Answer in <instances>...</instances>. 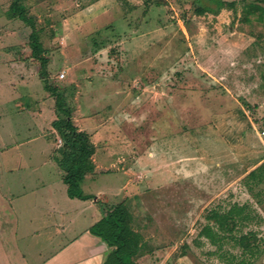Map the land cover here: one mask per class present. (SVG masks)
<instances>
[{
  "label": "rangeland",
  "instance_id": "rangeland-1",
  "mask_svg": "<svg viewBox=\"0 0 264 264\" xmlns=\"http://www.w3.org/2000/svg\"><path fill=\"white\" fill-rule=\"evenodd\" d=\"M12 1L0 0L1 186L6 177H39L24 164L46 161L63 143L49 111L55 96L28 57L30 28L10 16ZM219 1H25L44 26L49 77L96 148L99 176L84 179L83 190L112 188L118 196L109 202H119L123 181L133 179L125 201L145 242L143 264H264V20H242L244 4L256 0ZM40 103L48 115L36 120ZM40 119L48 142L31 127ZM102 142L116 157L101 164ZM234 203L249 205L252 217L233 233L254 232L253 253L228 233L221 245L199 236L208 209Z\"/></svg>",
  "mask_w": 264,
  "mask_h": 264
},
{
  "label": "crops",
  "instance_id": "crops-1",
  "mask_svg": "<svg viewBox=\"0 0 264 264\" xmlns=\"http://www.w3.org/2000/svg\"><path fill=\"white\" fill-rule=\"evenodd\" d=\"M42 104L34 106L31 111L33 119L48 115L47 112L45 115L44 111L40 110ZM36 108L39 110L38 113H35ZM53 109L50 107V110H46L52 111L55 116ZM23 111L18 110L15 114L20 115ZM36 120L31 125L34 129L38 128L36 136L46 138L43 134L42 119L40 123ZM102 144L101 149L105 157L101 158V164L103 159L112 161L116 157V150L114 151L111 145L106 142ZM55 156L49 154L46 161L38 160L24 164L26 165L24 169H30V172L39 171V174H36L39 177L30 178V183H27V179L20 178L21 180H16L20 183L13 184V179L3 178V186L0 184V199L7 202L5 206L8 212L4 210L0 212V264H103L112 251L113 247L100 236L93 234L90 226L99 217L96 199L101 197L107 201H114L113 196L118 195L109 188L91 191L90 193L97 196L93 199L70 197L67 185L63 181V169L55 160ZM94 163L95 172L85 177L92 182L99 176L95 160ZM105 166L113 167L111 163ZM43 168L46 172L42 173ZM130 177L128 176L121 185V190L126 191L122 194L123 200L134 195V182ZM29 193L32 196L29 197ZM138 195L145 197L147 193L140 192ZM24 197H29L28 207H34L32 212L24 207ZM14 200H20L17 209L11 204ZM25 212L28 213L27 220H22L20 215ZM145 256H149V253Z\"/></svg>",
  "mask_w": 264,
  "mask_h": 264
},
{
  "label": "trees",
  "instance_id": "trees-1",
  "mask_svg": "<svg viewBox=\"0 0 264 264\" xmlns=\"http://www.w3.org/2000/svg\"><path fill=\"white\" fill-rule=\"evenodd\" d=\"M25 1L13 0L9 13L11 17L21 19L29 26L28 43L31 50L28 57L39 61L40 74L45 80L44 89L55 96L57 117L52 121V126L63 141L55 160L63 169V181L67 185L68 195L72 198L93 199L95 194L86 193L82 183L88 174L95 172L93 160L95 145L90 133L78 129L74 124L71 111L65 105V96L58 91L59 85L53 83L49 77L50 56L41 37L44 26L40 25L37 17L29 12ZM146 3L149 4V0H146ZM219 3L230 8H234L236 4L235 1L222 0ZM199 11L203 12L204 9L199 8ZM253 14H256L259 20H264V0L244 4L242 20L250 21ZM257 174L255 170L250 172L251 176H257ZM96 202L99 217L90 226V231L113 247L103 264H143L138 262V259L145 254L142 251L145 242L142 234L132 225V212L126 201L109 202L99 197ZM250 212L249 205L246 203H234L226 210L208 209L205 215L208 223L202 226L199 236H206L213 244L221 245L228 233L227 236L233 238L245 252L253 253L256 245L254 232L240 235L233 233L240 221L252 217Z\"/></svg>",
  "mask_w": 264,
  "mask_h": 264
},
{
  "label": "built area",
  "instance_id": "built-area-1",
  "mask_svg": "<svg viewBox=\"0 0 264 264\" xmlns=\"http://www.w3.org/2000/svg\"><path fill=\"white\" fill-rule=\"evenodd\" d=\"M61 76H64V73H62Z\"/></svg>",
  "mask_w": 264,
  "mask_h": 264
}]
</instances>
